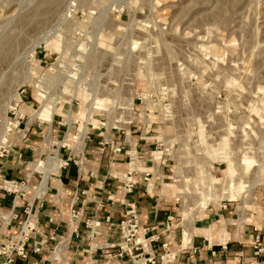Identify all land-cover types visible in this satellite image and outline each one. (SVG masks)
<instances>
[{"label": "rangeland", "instance_id": "rangeland-1", "mask_svg": "<svg viewBox=\"0 0 264 264\" xmlns=\"http://www.w3.org/2000/svg\"><path fill=\"white\" fill-rule=\"evenodd\" d=\"M68 117L144 129L173 221L204 200L264 236V0H0V157L50 121L47 159Z\"/></svg>", "mask_w": 264, "mask_h": 264}, {"label": "crops", "instance_id": "crops-1", "mask_svg": "<svg viewBox=\"0 0 264 264\" xmlns=\"http://www.w3.org/2000/svg\"><path fill=\"white\" fill-rule=\"evenodd\" d=\"M46 124L45 130L40 124L26 122L28 133H20V145L0 157V247L25 220L34 225L24 245L26 258L13 254L9 264H141L149 256H154V264H160L165 250L175 256L169 264H264L262 232L240 217L231 218L233 212H218L227 205L214 211L206 207L202 217L194 212L185 218L181 212L182 222L173 221L170 199L177 198V191L174 184L157 191L150 182V145L144 129L141 134L135 127L121 133L113 126L106 138L107 129L101 131L102 125L87 127L79 134V129L72 133L65 123L66 136L53 141L57 146L53 155L42 160L40 146L45 137H56L60 131L52 122ZM110 143L120 150H113ZM51 165L46 174L43 166ZM128 173L137 181L130 190L124 186ZM158 178H152L154 183ZM129 206L135 207L140 227L147 228L146 250L137 258L114 255L122 241L118 223ZM72 210L78 214L73 215ZM5 260L0 252V264Z\"/></svg>", "mask_w": 264, "mask_h": 264}, {"label": "built area", "instance_id": "built-area-1", "mask_svg": "<svg viewBox=\"0 0 264 264\" xmlns=\"http://www.w3.org/2000/svg\"><path fill=\"white\" fill-rule=\"evenodd\" d=\"M110 147L119 151L120 147L110 143ZM1 155V154H0ZM67 161H63L62 165L65 166ZM7 183H14L17 185H22L13 180H5ZM136 180L133 179L128 173L127 183L124 185L126 189L130 190L132 186L136 184ZM146 185H149V181L147 180ZM4 187H6L4 185ZM9 189V188H8ZM12 190V189H10ZM23 190V189H22ZM20 190H12L14 192L22 191ZM225 207V204L223 205ZM73 215H77L78 212L72 210ZM126 217L118 223V229L120 231L122 241L118 244L115 256H124L125 254H129L132 258H137L141 255L142 252L146 250V242H147V228H141L139 225V219L136 214V209L133 206H129V208L125 211ZM169 222L172 221V217L168 219ZM169 225V224H168ZM34 229L33 222L29 219L25 220L19 231L12 237L7 243L3 244L0 247V252L6 256V260L2 264H9L13 260V254H17L22 258H26V252L24 250V245L30 232ZM174 254H171L170 251H164L159 257L160 264H169L174 260ZM156 262L154 256H149L143 258L141 264H154Z\"/></svg>", "mask_w": 264, "mask_h": 264}, {"label": "bare ground", "instance_id": "bare-ground-1", "mask_svg": "<svg viewBox=\"0 0 264 264\" xmlns=\"http://www.w3.org/2000/svg\"><path fill=\"white\" fill-rule=\"evenodd\" d=\"M73 83V80L72 79H70V78H67V80H66V82H64L63 83V92H67V93H70L71 92V88L69 87L71 84ZM97 105V104H96ZM94 113H96V111H95V107H93L92 108V111L90 112V114H94ZM74 118L75 117H68L67 119H66V122H67V124H68V126H71V124H72V122H73V120H74ZM48 123H50V121H48ZM53 158H56V154H54V157ZM52 165L51 166H48V167H45V166H43V171L44 172H46V174H48L49 173V171H51L52 170ZM57 167V166H56ZM44 180V179H43ZM46 182V181H45ZM207 204H208V201H202L201 202V204H200V209L202 210V209H204V208H206L207 207ZM200 217H202V216H200ZM184 234V233H183ZM90 250V249H89Z\"/></svg>", "mask_w": 264, "mask_h": 264}]
</instances>
